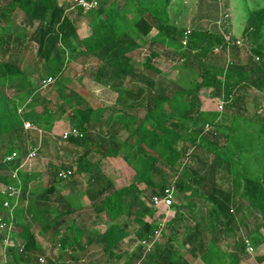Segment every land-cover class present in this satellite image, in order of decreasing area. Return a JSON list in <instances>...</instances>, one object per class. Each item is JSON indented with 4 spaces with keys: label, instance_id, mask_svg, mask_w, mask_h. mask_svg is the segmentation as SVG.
<instances>
[{
    "label": "trees",
    "instance_id": "trees-1",
    "mask_svg": "<svg viewBox=\"0 0 264 264\" xmlns=\"http://www.w3.org/2000/svg\"><path fill=\"white\" fill-rule=\"evenodd\" d=\"M0 1V184L7 187L0 193V255L4 264H42L32 223L40 227V235L52 249L62 252L63 264H93L95 243L102 246L101 256L120 262L123 255L119 252L133 237V229V240L141 245L139 256L142 251L146 255L142 261L138 257L139 264H189L186 255L211 264V258L219 252L216 247L229 244L226 240L231 235L237 238V221L246 204L254 210L255 226L248 228L245 240L234 238L233 257L245 255L248 244L257 248L264 243V124L248 119L246 114L249 91L264 97V6L259 7L255 0H236L245 21L239 41L230 28L225 34L190 30L187 35L189 30L176 23L179 10L174 11V0H84L93 6L89 9L76 0L67 4L59 0ZM228 4L229 0L226 8ZM18 13L38 23L31 36L3 33L4 25ZM73 13L78 14L76 20ZM81 24L88 25L89 36L81 37ZM153 32L157 34L152 47L159 46L177 58L182 71L196 73L190 87L185 78L174 83L175 89L165 91L157 90L151 80L145 87L131 84L124 91L126 104L107 109H95L85 96L72 93L59 98L57 105L48 101L39 114L33 111L35 101L21 106L4 92L7 85L30 83L39 75L41 87L48 78L60 84L67 78L68 56L76 60L96 58L101 63L97 81H102L109 66L119 73L129 72L130 59H122L127 42L134 50L140 45L138 41ZM34 44L37 51L27 59ZM146 66L154 70L152 62ZM204 88L211 89L224 103L223 114L202 110L199 93ZM67 101L75 108L70 112V125L77 135L66 140L60 137L59 143L70 167L50 164L47 184L39 193L30 194L28 178L21 176L20 168L30 152L39 148L38 155L42 146H47L45 140L54 118L69 110ZM223 115L233 118V124L243 119L247 131L243 134L241 128L231 147L220 144L221 138L225 142L229 138L219 131L222 125L216 122ZM26 122L44 134L26 130ZM224 129L229 134L233 131V127ZM125 132L127 137L122 140ZM127 150L129 154L124 153ZM13 153L18 157L7 162ZM121 157L144 189L129 185L118 190L103 174V161ZM93 160L96 162L84 168L87 181L83 185L72 168ZM181 166L184 169L180 171ZM166 169L178 178V191L189 195L185 204L173 206L175 216L165 224L167 240L148 248L158 230L148 222L156 214L153 198L162 197L172 187L164 176ZM7 171L10 175L5 174ZM14 173L17 178H13ZM63 182H67L69 195L59 189ZM12 189L21 193L20 201L30 202L28 216L24 208L12 210ZM78 196L89 202L87 211L92 214L85 215L89 223L98 225L102 216L105 218V231L96 240H90L84 226L77 225L83 210ZM209 206L210 213L204 214ZM184 210L189 217L199 214L207 219L189 226L190 232L181 240L186 251L178 255L175 243L180 237L173 225L182 219ZM258 262L264 264V257ZM47 263L52 264V260Z\"/></svg>",
    "mask_w": 264,
    "mask_h": 264
},
{
    "label": "rangeland",
    "instance_id": "rangeland-1",
    "mask_svg": "<svg viewBox=\"0 0 264 264\" xmlns=\"http://www.w3.org/2000/svg\"><path fill=\"white\" fill-rule=\"evenodd\" d=\"M60 4L71 3L70 0H59ZM0 3H2L0 1ZM228 0H174V6L176 8L174 11L177 12L179 10V16L177 17L176 23L185 27L186 30L195 31H209L212 33H220L225 34L227 30L230 28L232 31L233 37L237 38V40L242 41L243 39V31L245 27V21L243 20V14L241 13L237 5L236 0H229L228 8L225 7ZM255 3L258 4L259 7L264 6V0H255ZM255 3H251L254 6ZM70 11L67 12L69 15ZM78 18V14L73 13V20ZM229 24V26H228ZM5 30L3 33L10 34L14 36H31L38 26L37 22L26 20L21 13L16 14L8 24H5ZM79 33L82 38L90 35V30L87 24H81L79 27ZM1 34V29H0ZM157 32L151 33L148 37H146L142 41H138L140 45L133 50L131 46V42H127L128 46L123 53L122 56L123 61L126 59H130V68L129 72H118L114 67H108L106 72L102 74V81H97V77L100 70L101 63L96 58L89 59H74L68 56L66 62L68 64V68L66 69V79L59 83L52 82L48 86L42 87L38 83V79L40 77L34 76L29 81L30 83L15 84V85H7L4 88V92L7 94L9 98H11L15 103L25 106L31 101H35L36 105L33 108V111L37 114L42 113L44 107H46L47 102L51 101L53 104L57 105L58 99L61 97L70 96L72 93L81 94L85 96L92 106L95 109L100 108H111L113 106H117V104H126L127 95L124 92L127 89L131 88V84H135L136 86L145 87L149 84V80L154 82L155 88L158 90H168L175 89L176 85L174 83L179 82L181 78H185V82L188 81L189 85L195 81L196 73L188 70L182 71V65L177 62V58H174L171 54H167L168 52L161 47H152V41L156 36ZM228 35L227 38H229ZM126 43V44H127ZM134 43V42H133ZM242 45V42L241 44ZM33 47L30 48L27 59L33 57L37 51V46L34 44ZM119 48V47H118ZM148 62H152V66L154 68L150 69L146 66ZM183 83V82H182ZM213 91L208 88H204L200 91L199 96L202 101V110L205 112H209L212 115H216L218 112L224 113V103L220 101L217 97H214ZM16 95H19L16 97ZM68 102L69 110L60 112L54 118L52 123V131L47 133L48 137L45 141H47V146L43 145L40 149V152L36 157L32 160H24L23 165L21 166V176L28 178V186L29 193H39L41 189L47 184L49 178V170L48 167L50 164H58L62 167L68 168L70 164L67 162V153L61 150V146L59 143L60 136L64 131H68L71 128L70 125V112L74 113L75 108ZM62 104V103H61ZM223 104V109L220 111V105ZM247 118L257 122L259 124H264V97L255 92L249 91L248 96V104L246 107ZM222 113V114H223ZM222 127L220 128V132L223 134H228V141L225 142V138H221L220 144L224 146L225 144L232 146L235 141V138L239 137L242 132L239 130L243 129V134L247 133L244 131V121L240 119L237 123L233 124V118L230 116L224 117L217 120ZM224 127L231 128L233 127L232 133L229 134ZM42 130V129H41ZM44 130V129H43ZM210 130V128L208 129ZM252 131V130H250ZM249 132V130H248ZM42 134H44L42 132ZM46 134V131H45ZM127 137V132L121 135V139L124 140ZM1 148V147H0ZM124 153L129 154V151H125ZM212 160V157H209ZM187 160V159H186ZM96 160L90 161L89 165L86 162L81 167H73L72 171L75 173L76 177L83 183L87 181V173L84 172V168L86 166H90V164L95 163ZM101 171L104 175L107 176L108 180L113 184L116 189H122L129 185H135L139 189H144V185L139 183V180L133 170L128 166L127 162L123 159V157L119 159H108L103 161L100 164ZM184 169V166H181L180 171ZM11 169H9L10 171ZM7 171L5 174L10 175V172ZM78 175V176H77ZM15 173L13 174V178ZM164 176L168 179V181L172 184V190L174 194V203L173 206H179L181 204H185V199L189 195H182L178 190L177 181L178 178L173 176V172L169 169L164 171ZM22 180L21 177H18ZM20 179L17 181L20 182ZM67 182L61 183L59 189L62 191V194L69 195L70 190L65 187ZM225 190H228L227 185H223L222 187ZM7 190V187L3 184H0V193H4ZM11 197L14 198L13 209L16 208H24L26 211V215L28 216V208L30 206V202H22L20 201L21 193L12 189ZM80 197L79 203L81 204L82 210V218L77 219V225L81 227L84 226L85 234L90 240H96L98 237L104 233L105 231V218L102 216V221L98 223V225H94L93 223H89L86 220V214H92L91 210L87 211V206L89 204L86 197ZM9 203V202H8ZM22 205V206H21ZM247 205V204H246ZM245 205L244 213L242 217L238 218L237 221V238L233 235L229 236V239L226 240L229 242L227 246H232L234 242V238L245 240L247 238L248 228H254V222L252 220V216L254 210L252 208H248ZM11 203H9V207ZM171 207V209L161 208L156 211V214L148 220V222L153 227H158L157 232L159 233L157 240L155 243L163 242V240H167L168 237V229L165 224L169 223L173 220L175 216V208ZM5 208L8 206L4 205ZM86 208V210H84ZM211 206L208 209L204 210V214L207 212L210 213ZM30 217V216H29ZM195 218V219H194ZM207 219V217H203ZM199 214H195L194 217H189L186 210L183 211L182 219L175 222L173 227L178 232L180 237V242L175 244L179 245L181 243L182 238H184L190 231L189 226H194L196 222L202 223L204 220ZM82 219H85L84 222ZM197 219V220H196ZM32 218L30 217V221L32 223ZM21 222V221H20ZM31 229L33 233H35L38 237V246L43 255L41 258L44 263L48 264L47 260H52V264H63L64 256L62 252L58 249H52L50 243L45 241L40 235V227L35 224H31ZM159 229H162L161 231ZM130 234L133 236L132 238H128L125 241L122 250L119 252L123 255L122 260L120 262H116L114 259H110L108 256H101L102 246L97 245L95 243L92 246V257L93 264H134L139 261L141 247L140 243L133 240L134 238V229L130 230ZM264 236V232L261 233ZM224 246V244H223ZM260 249L255 251L253 247V251L247 250V254L258 258L264 256V244L260 245ZM219 252L215 253V258H219V260H214L212 258L211 264H222L225 260L224 258L229 259V254L232 253V248L219 247ZM218 248V249H219ZM180 249V248H179ZM183 248L182 250H184ZM43 252V253H42ZM217 255V256H216ZM146 255L142 251L140 261L142 259L145 260ZM188 258V257H187ZM4 256L0 255V264H4ZM232 260L227 262L228 264H232ZM231 262V263H230ZM138 262L137 264H139ZM203 263V262H202ZM50 264V263H49Z\"/></svg>",
    "mask_w": 264,
    "mask_h": 264
},
{
    "label": "built area",
    "instance_id": "built-area-1",
    "mask_svg": "<svg viewBox=\"0 0 264 264\" xmlns=\"http://www.w3.org/2000/svg\"><path fill=\"white\" fill-rule=\"evenodd\" d=\"M77 3H79V5H81L82 7L86 8V9H89L91 7H93L92 5L88 4L87 2H85L84 0H76ZM191 33V31L189 30L187 32V35H189ZM239 43V42H238ZM52 82H54V80L52 78H48L47 80L43 81L42 85L43 86H48L49 84H51ZM223 109V104L220 105V111ZM25 129L26 130H30V131H34V132H37L39 133L40 136H42V130L40 128H38L37 126H35L34 124H32L31 122H26L25 123ZM210 127L207 126L206 127V131H208ZM72 135H77V131L76 129H69L68 131H64L63 134L60 136L62 139L66 140L67 138H69L70 136ZM39 148H35L32 152H30V154L27 156L26 160L30 161L32 160L34 157L37 156V151H38ZM17 153H13L11 156H9L7 158V162H12L14 161L16 158H17ZM21 169V168H20ZM17 173H15V178H17ZM62 178H66V175L65 174H61L60 175ZM173 203H174V194H173V190L172 188H167L165 191H164V195L162 197H154L153 198V201H152V204H153V208L158 211L160 210L161 208H164V209H171V207L173 206ZM6 206L8 204H5ZM162 229H160L161 231ZM158 235L159 233L156 232V236H155V239H154V242L151 243L150 245H148V248H150L151 246H153V244L155 243V241L157 240L158 238ZM159 239V238H158ZM143 246H146V243H143ZM250 250V252H252L254 249L252 246H250L248 244L247 246V250ZM149 251V250H147ZM146 251V253H147ZM41 263H44L43 260L41 259Z\"/></svg>",
    "mask_w": 264,
    "mask_h": 264
},
{
    "label": "crops",
    "instance_id": "crops-1",
    "mask_svg": "<svg viewBox=\"0 0 264 264\" xmlns=\"http://www.w3.org/2000/svg\"><path fill=\"white\" fill-rule=\"evenodd\" d=\"M237 240H239V239H237ZM262 244H264V243H262ZM228 244H224V246L223 245H221V247H224V249H226V248H232V253H230L229 255H231V256H229V259L228 258H224V259H222V260H225V262L224 263H222V264H228L227 262H229V260H232L231 262H232V264L234 263V264H261L260 262H258V260H259V258H261V257H258V258H256V257H254V256H252L253 258H251V256H249L247 253L245 254V255H243V256H240V257H233L234 256V254H235V250H234V245L232 244V246L230 245V246H227ZM261 245V244H260ZM258 246L257 248L256 247H254L255 248V251H258L259 249H260V247L261 246ZM176 247H177V250H178V255H182V254H184V252L186 251V249H184V250H182L183 248H185V247H183L182 245H181V243H179V245H175ZM220 246H218V247H216V249L215 250H217L218 248H219ZM180 248V249H179ZM218 250H220V248L218 249ZM188 257V258H187ZM215 257V256H214ZM264 257V256H263ZM213 258V257H212ZM212 258H211V260H212ZM186 260H187V262L189 263V264H204V263H202L203 261L201 260V259H196V258H194V257H192L191 255H186ZM214 260L216 261L217 259H215L214 258ZM218 260H219V258H218ZM212 261H210V263H211ZM230 262V263H231ZM213 263V262H212ZM218 264V263H217Z\"/></svg>",
    "mask_w": 264,
    "mask_h": 264
}]
</instances>
